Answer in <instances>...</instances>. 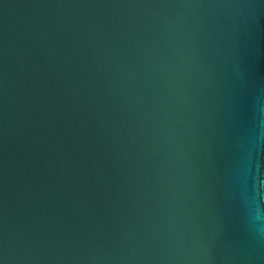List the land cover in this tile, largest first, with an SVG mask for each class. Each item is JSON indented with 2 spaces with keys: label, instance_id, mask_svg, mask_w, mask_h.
<instances>
[{
  "label": "water",
  "instance_id": "obj_1",
  "mask_svg": "<svg viewBox=\"0 0 264 264\" xmlns=\"http://www.w3.org/2000/svg\"><path fill=\"white\" fill-rule=\"evenodd\" d=\"M0 264H264V0H0Z\"/></svg>",
  "mask_w": 264,
  "mask_h": 264
}]
</instances>
